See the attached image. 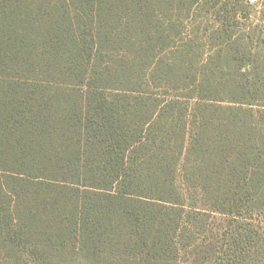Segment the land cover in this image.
Listing matches in <instances>:
<instances>
[{"label": "trees", "instance_id": "1", "mask_svg": "<svg viewBox=\"0 0 264 264\" xmlns=\"http://www.w3.org/2000/svg\"><path fill=\"white\" fill-rule=\"evenodd\" d=\"M0 264H264V0H0Z\"/></svg>", "mask_w": 264, "mask_h": 264}, {"label": "rangeland", "instance_id": "2", "mask_svg": "<svg viewBox=\"0 0 264 264\" xmlns=\"http://www.w3.org/2000/svg\"><path fill=\"white\" fill-rule=\"evenodd\" d=\"M251 1H256V0H251Z\"/></svg>", "mask_w": 264, "mask_h": 264}]
</instances>
